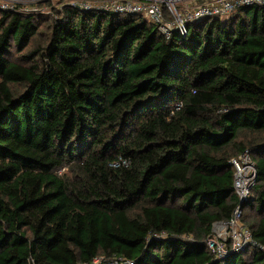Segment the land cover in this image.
I'll return each mask as SVG.
<instances>
[{
    "label": "trees",
    "instance_id": "obj_1",
    "mask_svg": "<svg viewBox=\"0 0 264 264\" xmlns=\"http://www.w3.org/2000/svg\"><path fill=\"white\" fill-rule=\"evenodd\" d=\"M55 14L0 7V264H264V6ZM237 209L255 246L218 258Z\"/></svg>",
    "mask_w": 264,
    "mask_h": 264
},
{
    "label": "built area",
    "instance_id": "obj_2",
    "mask_svg": "<svg viewBox=\"0 0 264 264\" xmlns=\"http://www.w3.org/2000/svg\"><path fill=\"white\" fill-rule=\"evenodd\" d=\"M180 1L182 0H114L107 8L94 5L83 6L87 9L94 7L124 16H142L157 25L166 36H170L175 29L186 34L188 25L199 19L226 18L241 7L264 6V0H214L196 4L189 12L181 13L176 6ZM0 7L8 8L10 6ZM176 109H180V107L178 106ZM232 164L235 171L236 193L241 200H244L250 194L255 178L250 155L244 154L233 160ZM242 216V210L237 209L229 221L213 226L212 233L207 240V248L216 257L224 258L231 253L255 246L252 231L243 224ZM126 264L133 263L126 262Z\"/></svg>",
    "mask_w": 264,
    "mask_h": 264
},
{
    "label": "rangeland",
    "instance_id": "obj_3",
    "mask_svg": "<svg viewBox=\"0 0 264 264\" xmlns=\"http://www.w3.org/2000/svg\"><path fill=\"white\" fill-rule=\"evenodd\" d=\"M114 0H0V6L18 7L22 12H32L38 10L40 15L48 19L56 16L55 10H60L66 4L68 5H94L101 7L111 6ZM121 1V0H118ZM214 0H182L176 4L177 10L181 13H186L191 10L196 4L210 2ZM227 18V17H226ZM226 18H223L226 20ZM169 20V18H167Z\"/></svg>",
    "mask_w": 264,
    "mask_h": 264
}]
</instances>
